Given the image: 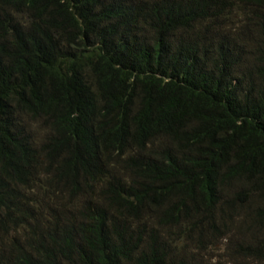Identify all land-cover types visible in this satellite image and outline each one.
Wrapping results in <instances>:
<instances>
[{
    "label": "trees",
    "instance_id": "obj_1",
    "mask_svg": "<svg viewBox=\"0 0 264 264\" xmlns=\"http://www.w3.org/2000/svg\"><path fill=\"white\" fill-rule=\"evenodd\" d=\"M252 8L0 0V264H206L180 251L195 230L264 261V14L251 34L235 18Z\"/></svg>",
    "mask_w": 264,
    "mask_h": 264
},
{
    "label": "rangeland",
    "instance_id": "obj_2",
    "mask_svg": "<svg viewBox=\"0 0 264 264\" xmlns=\"http://www.w3.org/2000/svg\"><path fill=\"white\" fill-rule=\"evenodd\" d=\"M264 12L259 10L255 12L252 9H246L244 11H238L235 15L237 22H243L244 15L250 20L251 25L244 30V34H251L259 23V16L263 15ZM264 16V15H263ZM225 19H220L217 24L210 26L209 31H216L217 25H227L229 21H224ZM241 24V23H240ZM241 32L240 28L237 30ZM40 125V123H39ZM45 128H37L36 133L38 138H42L45 133ZM237 219L239 222L246 224L247 218L242 212L238 213ZM221 236L210 237V234L204 233V231L195 230L192 233H181L177 238H180L178 244L182 247L181 254L185 256L194 257L195 259H200L206 264H264V261L259 257H251L247 254L244 256L235 250V241L242 240L243 238L234 234L232 231L229 233H221ZM202 236L201 238L198 237ZM258 236V234H257ZM250 237H246L249 240ZM247 255V256H246Z\"/></svg>",
    "mask_w": 264,
    "mask_h": 264
}]
</instances>
